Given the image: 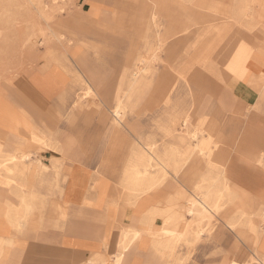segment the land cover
I'll list each match as a JSON object with an SVG mask.
<instances>
[{"label":"rangeland","instance_id":"obj_1","mask_svg":"<svg viewBox=\"0 0 264 264\" xmlns=\"http://www.w3.org/2000/svg\"><path fill=\"white\" fill-rule=\"evenodd\" d=\"M242 40L264 49V0H0V97L23 96V77L48 52L70 80L60 102L42 106V125L63 123L66 143L82 147L63 153L93 167L118 201L153 203L142 228L121 237L126 249L142 241L161 264H264V72L253 87L224 66ZM201 47L207 67L196 63ZM170 55L168 93L153 105ZM36 137L57 142L51 130ZM7 143L0 136V174L14 175Z\"/></svg>","mask_w":264,"mask_h":264},{"label":"crops","instance_id":"obj_2","mask_svg":"<svg viewBox=\"0 0 264 264\" xmlns=\"http://www.w3.org/2000/svg\"><path fill=\"white\" fill-rule=\"evenodd\" d=\"M157 14L153 13L149 22L160 26ZM173 36L171 28L162 32L164 42L172 41L169 39ZM44 54L23 77L26 91L23 96L13 98L4 93L0 97V136L8 141L5 150L9 157L18 159L9 164L15 174H0V183L21 184L0 186V264H116L123 251L121 237L142 228L146 210L153 203L144 197L133 206L118 201L111 186L96 176L93 167L76 160L78 154L63 153L82 150L80 143H66L63 123L56 127L42 125V121L48 123V117L41 115L42 106L60 102L70 80L64 64L52 67L47 62L51 54ZM174 58L170 55L161 70L153 105L168 93L171 68L168 66L173 65ZM196 63L209 65L203 49L198 51ZM219 63L214 66L218 68ZM185 65L190 69L189 63ZM224 66L228 75L249 86H258L257 80L262 79L264 72V49L242 40ZM199 73L198 82L203 86ZM133 79L137 80L134 74ZM187 117L188 113L182 119ZM50 130L57 139L54 147L43 148L29 141L50 134ZM71 144L73 147L68 148ZM59 151L61 155L55 154ZM28 195L39 197V203L45 206L23 205L22 200ZM65 204L66 215L62 213ZM160 225L161 222L157 223ZM161 263L149 246L138 240L132 242L120 261V264Z\"/></svg>","mask_w":264,"mask_h":264},{"label":"bare ground","instance_id":"obj_3","mask_svg":"<svg viewBox=\"0 0 264 264\" xmlns=\"http://www.w3.org/2000/svg\"><path fill=\"white\" fill-rule=\"evenodd\" d=\"M154 60H155V62H157V58H154ZM142 64H146V61L143 60V61H142ZM144 69H145V68H141V70H144ZM140 72H141V71H137L136 73H134V78H135V79L138 78ZM118 101H119V103L117 104V106L115 107L114 111L112 112V114H113V118H114L115 121H119V120H120V118H121V116H122V114H123V110H124L123 107H122V105H121V100H120L119 98H118ZM189 123H190L189 117L185 118V119L182 121V127H185V128H186V127L189 125ZM195 135H196V134H195ZM20 156H21V155H20ZM27 157H28V156H24V158H27ZM200 204H201V206H202L203 208H206V207H207L206 204L203 203V202H201ZM193 205H194V204H188V205H186L185 211H186L187 213H189V214H193V212H194ZM217 205H218V204H217ZM165 232H169V231L165 230ZM136 235H138V232H136ZM123 241H124V237H123V239H121L120 244H121L122 249L125 250L126 248H125V247L123 246V244H122ZM122 256H123V253L121 252V253L117 256L116 264H120V261H121V259H122Z\"/></svg>","mask_w":264,"mask_h":264}]
</instances>
